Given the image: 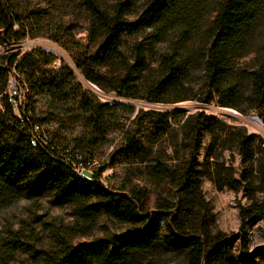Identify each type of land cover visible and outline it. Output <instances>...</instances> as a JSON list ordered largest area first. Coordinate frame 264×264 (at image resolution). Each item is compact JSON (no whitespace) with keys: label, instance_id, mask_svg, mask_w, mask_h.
<instances>
[{"label":"rangeland","instance_id":"1","mask_svg":"<svg viewBox=\"0 0 264 264\" xmlns=\"http://www.w3.org/2000/svg\"><path fill=\"white\" fill-rule=\"evenodd\" d=\"M116 1L98 3L109 9ZM145 1L123 0V15L132 26L122 29L119 41L104 53L100 33L89 36V20L96 13L83 0H13L11 12L23 24L15 49L17 58L26 59L9 79L36 136L91 160L77 173L95 175L101 188L114 195L136 184L144 190L145 206L160 212L152 216L159 225L156 247L134 254L129 264H187L182 254L163 247L165 209L157 207L162 199L179 203L187 229L205 248L227 241L209 264H264V219L244 223L240 230L239 215L243 206L263 198L258 166L264 165V121L258 101L248 94L256 52L234 58L221 87L204 101L205 27L213 17L214 0H197L198 6L188 7L190 40L187 48L175 45L174 51L172 21L156 33L139 22L137 13ZM166 55L177 64L170 78L164 75L169 70L162 59ZM196 125L202 128L195 153L198 187L188 189L186 197L177 178L192 152ZM3 132L5 147L14 135L7 128ZM243 132L252 134L251 155L244 163L237 144ZM73 178L60 173L37 196L14 194L0 201V264H39L40 250L61 237L77 245L130 227L101 207L105 196L95 184L60 195Z\"/></svg>","mask_w":264,"mask_h":264},{"label":"trees","instance_id":"2","mask_svg":"<svg viewBox=\"0 0 264 264\" xmlns=\"http://www.w3.org/2000/svg\"><path fill=\"white\" fill-rule=\"evenodd\" d=\"M99 0H83L88 10H93L96 17L89 20V36L99 32L104 53L113 49L119 41L121 30L132 26L123 15V0L116 1L109 9L102 7ZM197 0H146L137 13L142 24L150 26L157 32L167 21H172L171 47L175 45L187 48L192 28L188 24L187 10L190 5L198 6ZM13 0H0V44L5 52L0 54V201H7L14 194L27 198L37 196L51 187L60 173H72L73 180L60 195H68L73 191H85L90 184H95L103 192L105 198L100 202L107 212L130 223L126 230L96 238L87 243L69 244L61 237L53 246L40 250L39 264H129L134 254L146 253L156 247V231L158 222L152 217L160 213L149 210L145 206L144 190L136 184L123 193H110L101 188L95 175L86 176L77 173L72 166L79 152H70L67 147L50 145L40 138L32 140V121L27 117V109L22 104L14 109L8 96L9 73L21 70L25 57L17 58L19 50L16 43L22 39L23 24L16 14L11 12ZM105 6V5H104ZM213 17L205 27L206 43L204 49L203 73L208 92L204 101L221 87V81L229 74L230 62L249 51L256 52L254 65L248 71L250 97L258 101L259 115L264 121V0H214ZM171 19V20H169ZM17 25L16 28L14 25ZM164 75L171 77L177 67L169 55L164 56ZM83 71V65L77 63ZM14 74V72H13ZM86 78L89 75L84 74ZM167 76H164L166 78ZM232 84H228L231 90ZM230 93V92H227ZM228 106L227 101H220ZM7 128L14 136L12 142L5 147L1 145L2 134ZM201 126L196 125L192 140V152L184 163L177 178L180 191L187 197V190L198 187V170L195 168L196 157L201 136ZM243 130V129H242ZM252 134L244 132L238 138V151L244 163L251 155L249 141ZM239 184L237 180H233ZM258 184L263 198L252 201L240 209V230L244 223L264 219V165L258 166ZM233 187V184H229ZM163 210L166 220V234L162 238L165 250L182 254L187 264H209L227 245V241H219L208 249L203 246L201 238L190 232L180 214L177 202L162 199L158 206ZM155 232V233H154ZM245 242V231L241 235ZM131 263V262H130Z\"/></svg>","mask_w":264,"mask_h":264},{"label":"built area","instance_id":"3","mask_svg":"<svg viewBox=\"0 0 264 264\" xmlns=\"http://www.w3.org/2000/svg\"><path fill=\"white\" fill-rule=\"evenodd\" d=\"M7 92H8L9 101L11 102L12 107L14 109L21 107L22 101L19 99L18 91L15 88L11 79H9ZM34 131H35V127L32 128V140L39 138V136H36L34 134ZM91 164H92V162L89 158H82L81 155H77L76 159L72 162V166L74 167V169H77V170L89 167Z\"/></svg>","mask_w":264,"mask_h":264}]
</instances>
